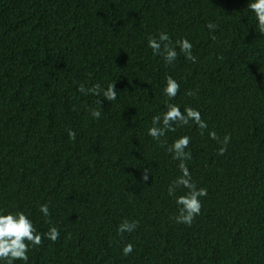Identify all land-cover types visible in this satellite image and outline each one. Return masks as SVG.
<instances>
[{"label":"trees","instance_id":"trees-1","mask_svg":"<svg viewBox=\"0 0 264 264\" xmlns=\"http://www.w3.org/2000/svg\"><path fill=\"white\" fill-rule=\"evenodd\" d=\"M248 3L0 0V211L23 210L39 232L61 233L33 248L29 264H264V34ZM161 32L174 45L189 39L197 61L153 55L148 39ZM169 75L181 86L172 101ZM113 82L111 103L78 91ZM166 101L208 124L203 135L190 125L165 137H192L187 163L208 190L191 227L175 222L167 192L179 161L147 135ZM212 130L231 136L223 156ZM124 220L139 227L121 237Z\"/></svg>","mask_w":264,"mask_h":264},{"label":"clouds","instance_id":"clouds-1","mask_svg":"<svg viewBox=\"0 0 264 264\" xmlns=\"http://www.w3.org/2000/svg\"><path fill=\"white\" fill-rule=\"evenodd\" d=\"M247 10L254 14L257 28L261 34H264V0H249ZM206 27L213 30L217 28V25L208 22ZM211 38L215 39V36L213 35ZM148 47L152 50L153 55L162 56L166 65H173L180 54H183L188 61L193 63L197 61V57L193 55V44L186 37L177 40L174 45L169 34L161 32L158 39L155 36L149 37ZM177 47L179 53L176 50ZM115 84L116 82L108 84L106 89L102 88L99 83L88 89L81 85L78 91L84 95L97 97L102 95L104 99L111 103L118 99ZM180 90V83L172 76H167L163 93L168 101L175 100ZM186 95H193V93L188 92ZM168 101L164 105L166 111L162 115L157 114L152 117V126L147 130V135L158 142L161 147H166L173 160L179 161L177 167L180 175L169 184L167 192L169 196H175V203L178 207V214L174 217L175 222L191 227L196 218L202 214V198L208 196V190L204 187H197L187 163L192 159L190 151L192 137L188 135L179 136L170 145L165 137L168 132H176L177 128L190 125H195L200 130V134L203 135L208 130V124L198 109L188 106L182 111L179 105ZM99 102L100 99L96 101L97 105H99ZM101 108L98 106L97 109L91 111L94 119H100ZM76 135L75 131L68 130V137L73 142L76 140ZM208 136L221 145L217 150V154L220 156L225 155L231 136L226 134L221 139L214 130L209 131ZM149 175H151L149 169H145L142 179L147 181ZM181 189L186 191L184 194L176 196L177 190ZM39 212L45 218L51 216L47 203L40 205ZM138 227L139 221L124 220L118 225L117 234L122 237L125 233L130 234L136 231ZM60 235V230L55 226L50 227L47 232H39L30 215L23 210L7 213L0 211V264H29V252L33 248L42 247L45 239L56 243L60 239ZM133 252L134 245L132 243H126L122 248V255L125 257L130 256Z\"/></svg>","mask_w":264,"mask_h":264}]
</instances>
